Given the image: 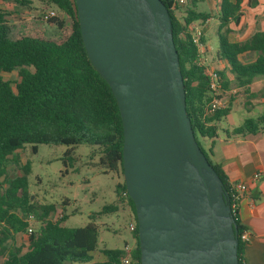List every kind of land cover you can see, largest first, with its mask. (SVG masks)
I'll return each instance as SVG.
<instances>
[{"label":"trees","instance_id":"16d2710c","mask_svg":"<svg viewBox=\"0 0 264 264\" xmlns=\"http://www.w3.org/2000/svg\"><path fill=\"white\" fill-rule=\"evenodd\" d=\"M37 1L53 7L57 15L44 20L40 14L30 18H9L12 14L5 5L32 9ZM168 8L172 22L173 41L179 57V67L185 89L186 111L191 120L195 138L213 139L218 123L229 113L234 95L218 108H212L213 99H222L231 82L246 90L252 80L264 79V30H255L245 40L230 41L229 35L241 27L245 19L244 0H213V7H200L206 0H187L182 6H173V0H161ZM256 0H247L252 6ZM176 11H180L178 17ZM13 12V11H12ZM65 18L70 20L66 24ZM217 20V49L215 58L224 61L222 70L208 69L202 62L195 43L193 23L203 24L207 19ZM47 24L56 27L54 35H47ZM206 50L205 39L200 38ZM252 53L254 59L240 60L242 54ZM207 70L215 73L216 88L210 86ZM16 72L17 79H4V73ZM264 97V92L261 93ZM264 124V109L255 118H247L234 127L231 134L255 133ZM67 146L66 156L79 144H88L98 152L97 165L104 173L122 172L123 129L119 110L112 92L91 65L80 35L74 0H0V264H140L137 223L134 245L127 248L99 247L95 215L82 227H66L67 214L49 219L57 212L55 204H36L29 199L26 175L30 165H21L22 175L7 179L9 162L19 163L18 150L25 145L33 153L37 144ZM210 162V160L208 159ZM213 166L222 181L223 190L230 198L232 189L218 165ZM4 181V183H3ZM117 201L124 202L136 222L134 204L127 194L124 181L116 183ZM122 192L125 196L122 197ZM65 203V201L63 202ZM118 204L104 205L98 214L116 211ZM38 219V227L27 234L28 214ZM237 228V259L244 264L245 242L240 239L245 229L233 215ZM21 234L20 242L17 235Z\"/></svg>","mask_w":264,"mask_h":264},{"label":"water","instance_id":"95a60500","mask_svg":"<svg viewBox=\"0 0 264 264\" xmlns=\"http://www.w3.org/2000/svg\"><path fill=\"white\" fill-rule=\"evenodd\" d=\"M74 3L87 57L119 110L140 264H238L222 181L186 111L168 8L161 0Z\"/></svg>","mask_w":264,"mask_h":264},{"label":"rangeland","instance_id":"374dc122","mask_svg":"<svg viewBox=\"0 0 264 264\" xmlns=\"http://www.w3.org/2000/svg\"><path fill=\"white\" fill-rule=\"evenodd\" d=\"M213 4L211 0L205 5H200L201 8L210 9ZM32 9L19 8L18 13H15V5H8L11 11L9 18H30L32 15L42 17V12L53 9L46 4L33 1ZM245 19L239 29L230 37L233 39L243 40L253 31L264 29V20L257 21L256 16L252 18V13L244 2ZM13 11V12H12ZM57 16L64 18L58 11ZM177 16H180V11H176ZM66 24L70 25V20L65 18ZM197 27H201L200 23H195ZM204 26V25H203ZM217 21L213 18L209 23L205 24V32L202 36L205 39L204 51L209 63H212L213 55L217 49L216 37ZM47 35H54L57 29L52 24H47L45 28ZM203 51L201 57H203ZM253 54H247L242 57L244 61H249L253 58ZM203 62V61H202ZM4 79L16 80V72L4 73ZM248 96V95H246ZM245 96L238 97L232 104L231 120L240 121L243 118L249 117L255 119L263 110L264 107L258 103H252L253 106L245 105ZM237 127V126H236ZM201 143V138H199ZM67 146L61 144H37L35 153L31 151L29 145H25L18 150L19 163L9 162L7 165V179L17 175H22L21 165L28 162L30 165L29 173L26 175L27 193L29 199L36 204H55L58 211L67 214V218L63 221L66 227H82L90 221V215H95V224L98 226L97 242L98 246L108 248H120L124 243H130L133 238L132 232L128 229V223L133 221V216L126 203L118 204L116 211L98 214L102 207L107 204L117 202L115 199V185L123 181L122 172L109 171L103 172V168L97 165L98 152L88 144L77 145L71 153L66 156V164L63 163L64 152ZM4 183V181H3ZM65 201V203H63ZM59 212H52L50 217L58 218ZM38 219L35 218L29 223V226L35 230L38 227ZM17 242L21 240V234L17 236ZM131 248L130 246H128Z\"/></svg>","mask_w":264,"mask_h":264},{"label":"crops","instance_id":"0c3cea01","mask_svg":"<svg viewBox=\"0 0 264 264\" xmlns=\"http://www.w3.org/2000/svg\"><path fill=\"white\" fill-rule=\"evenodd\" d=\"M208 1L206 0L201 5H205ZM244 2L246 3L247 0H244ZM211 3L213 4V0H211ZM8 5H5V7L7 8ZM247 7L252 13V18L256 16L257 21L264 20V0H256L254 5ZM203 9L206 8L203 7ZM210 20L211 18L201 24L202 33L205 32V24L209 23ZM236 29L229 35L230 41H242L230 37L234 33H238ZM204 51L202 61L208 69L222 70L226 67L224 61L215 58V53L212 63H209L207 61L208 59L205 58ZM247 54L250 53L242 54L239 57L240 60L248 62L242 59ZM253 56L255 57L254 54ZM226 75L231 82V86L229 90L222 94L221 101L223 103L228 100L230 95L235 96L232 104L238 97L245 96V105L252 107V103H258L264 107V97L261 95L264 92L263 78L260 76L255 77L247 89L243 90V88L241 89L234 84L233 77L230 73L226 72ZM231 115L232 106L227 116L218 123L219 129L216 136L213 139L201 138L200 145L206 152L210 162L218 165L222 169L230 187L238 183H244L246 185V189L241 193L237 209L239 221L244 226V230L249 234V240L243 250V261L244 264H264V124L255 133L233 135L230 133L231 130L241 125L249 117L243 118L241 121L238 119L239 121L235 123V121L231 120ZM255 174H258L257 178L254 177ZM117 183L120 182L117 181ZM115 199L117 200V197ZM115 203L120 204L121 202L117 201ZM126 244L132 247L134 245V239H131V242Z\"/></svg>","mask_w":264,"mask_h":264},{"label":"built area","instance_id":"2783aa9c","mask_svg":"<svg viewBox=\"0 0 264 264\" xmlns=\"http://www.w3.org/2000/svg\"><path fill=\"white\" fill-rule=\"evenodd\" d=\"M187 0H173V6H182L186 3ZM57 15V12L56 10H53V9H49V10H45L42 12V18L44 20H47V19H50L54 16ZM192 28V32H193V37H194V40H195V43L198 47V52L201 53L204 49V46L203 44L201 43L200 41V38L202 36V30H201V27H197V25L195 23H193L191 26ZM207 74L209 75L211 81H210V86L212 89L215 90L216 88V81H215V78H216V75L215 73H213L211 70H207L206 71ZM223 102L219 99H213L212 102H211V107L214 109V108H218L220 106H222ZM255 178L258 177V174H255L254 175ZM232 189V192L230 193V198H228V196H226V200H227V203L228 205L230 206V210H231V214L232 216L234 215V211L236 209H238V204H239V200H240V197H241V193L246 189V185L244 183H238L236 185H234L233 187H231ZM125 192H122L121 196L124 197L125 196ZM59 212V217L61 216L62 214V211H58ZM35 218V215L30 213L28 214V216L26 217V221L28 222V227H27V234H31L34 230L31 226H29V223L32 222ZM49 219L51 220H56L57 218H54L53 217H48ZM135 227H136V222L133 220L131 222L128 223V229L130 232H134L135 230ZM240 239L247 243L248 240H249V234L246 230H243L240 234ZM127 248L128 245H127Z\"/></svg>","mask_w":264,"mask_h":264}]
</instances>
